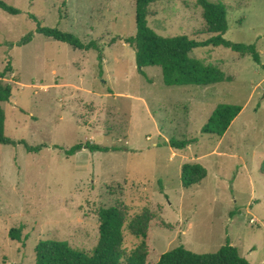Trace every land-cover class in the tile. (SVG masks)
I'll use <instances>...</instances> for the list:
<instances>
[{"label":"rangeland","instance_id":"obj_1","mask_svg":"<svg viewBox=\"0 0 264 264\" xmlns=\"http://www.w3.org/2000/svg\"><path fill=\"white\" fill-rule=\"evenodd\" d=\"M3 1L21 11L0 9V85L13 89L2 104L6 134L42 150L0 144V264H36L37 246L49 240L92 252L100 210L113 206L127 212V252L142 242L134 231L146 229L148 264L182 246L216 254L227 242L264 264V0H209L227 7L225 39L255 44L261 63L225 47L196 49L192 58L231 79L206 87L167 86L161 67L139 73L126 43L137 33L136 0ZM199 1L158 0L150 27L208 40ZM39 26L96 43L100 52L47 38ZM29 34L28 45L10 46ZM220 105L243 107L224 137L204 133ZM172 140L194 142L177 150ZM77 145L84 148L69 156ZM188 163L208 176L186 189ZM13 229H22L21 241L10 238Z\"/></svg>","mask_w":264,"mask_h":264},{"label":"trees","instance_id":"obj_2","mask_svg":"<svg viewBox=\"0 0 264 264\" xmlns=\"http://www.w3.org/2000/svg\"><path fill=\"white\" fill-rule=\"evenodd\" d=\"M158 0H136L137 33L126 39L136 51V62L140 74L145 75L144 69L148 67H161L164 81L167 86H211L230 81L226 74L214 65L191 57V54L199 48L225 47L237 52L243 57L251 55L253 60L260 64L261 55L255 44H233L225 39L229 30L228 10L225 4L215 3L209 0H200L199 5L203 10V19L207 26V32L212 36L203 42L191 39L187 35L164 37L154 31L149 25L150 8ZM0 9L10 15L17 16L21 11L0 0ZM37 32L47 38L70 45L79 50H97L96 43L84 44L78 37L70 33L61 32L58 29L42 28ZM34 34H29L11 47L25 46L32 42ZM102 55L99 61L103 63ZM12 67L9 65L1 74L5 78ZM13 97L11 85H0V144L1 145H25L28 152H40L41 147H31L25 142L16 143L6 134L7 115L2 104L10 102ZM243 111L242 106L220 105L211 115L204 133L224 137L229 128ZM194 141L172 140L174 149L184 150ZM84 148L77 145L67 152L69 156L76 155ZM92 152L107 151V149L87 145ZM264 174V169L263 172ZM208 176L207 169L201 164H185L182 168V183L186 189L199 185ZM1 186V183H0ZM127 212L120 206L102 208L99 213L100 237L98 245L92 252H84L73 249L69 243L57 240L42 241L36 248V264H148V233L144 227H138L134 233L142 238L140 246L127 252L124 249L125 224ZM10 238L15 241L22 240V229H13ZM157 264H251L243 258L239 250L227 242L216 254L199 255L185 247H179L164 254Z\"/></svg>","mask_w":264,"mask_h":264},{"label":"built area","instance_id":"obj_3","mask_svg":"<svg viewBox=\"0 0 264 264\" xmlns=\"http://www.w3.org/2000/svg\"><path fill=\"white\" fill-rule=\"evenodd\" d=\"M254 222V221H253Z\"/></svg>","mask_w":264,"mask_h":264}]
</instances>
